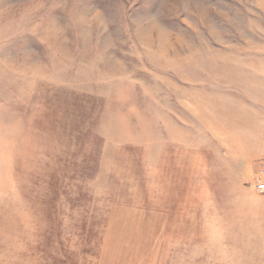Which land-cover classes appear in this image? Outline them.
<instances>
[{
    "label": "rangeland",
    "instance_id": "rangeland-1",
    "mask_svg": "<svg viewBox=\"0 0 264 264\" xmlns=\"http://www.w3.org/2000/svg\"><path fill=\"white\" fill-rule=\"evenodd\" d=\"M264 0H0V264H264Z\"/></svg>",
    "mask_w": 264,
    "mask_h": 264
},
{
    "label": "crops",
    "instance_id": "crops-1",
    "mask_svg": "<svg viewBox=\"0 0 264 264\" xmlns=\"http://www.w3.org/2000/svg\"><path fill=\"white\" fill-rule=\"evenodd\" d=\"M260 144H258L260 147V149H264V137H260L257 139ZM261 156L260 158H263L264 154L263 152L261 153ZM261 217H260V220L262 222V227H263V231H261L258 235H257V244H260V247L262 249V252L264 253V203L261 204Z\"/></svg>",
    "mask_w": 264,
    "mask_h": 264
},
{
    "label": "built area",
    "instance_id": "built-area-1",
    "mask_svg": "<svg viewBox=\"0 0 264 264\" xmlns=\"http://www.w3.org/2000/svg\"><path fill=\"white\" fill-rule=\"evenodd\" d=\"M256 189L258 192L260 193H263L264 192V183H259L257 186H256Z\"/></svg>",
    "mask_w": 264,
    "mask_h": 264
}]
</instances>
